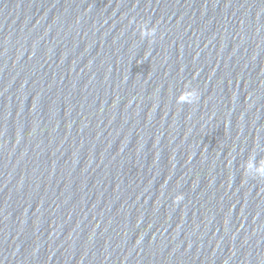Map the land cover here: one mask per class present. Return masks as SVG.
Instances as JSON below:
<instances>
[{
	"label": "water",
	"instance_id": "obj_1",
	"mask_svg": "<svg viewBox=\"0 0 264 264\" xmlns=\"http://www.w3.org/2000/svg\"><path fill=\"white\" fill-rule=\"evenodd\" d=\"M0 264H264V0H0Z\"/></svg>",
	"mask_w": 264,
	"mask_h": 264
}]
</instances>
